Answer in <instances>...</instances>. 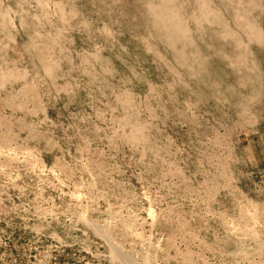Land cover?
<instances>
[{"label": "rangeland", "instance_id": "374dc122", "mask_svg": "<svg viewBox=\"0 0 264 264\" xmlns=\"http://www.w3.org/2000/svg\"><path fill=\"white\" fill-rule=\"evenodd\" d=\"M0 151V264H264V0H0Z\"/></svg>", "mask_w": 264, "mask_h": 264}, {"label": "bare ground", "instance_id": "6f19581e", "mask_svg": "<svg viewBox=\"0 0 264 264\" xmlns=\"http://www.w3.org/2000/svg\"><path fill=\"white\" fill-rule=\"evenodd\" d=\"M175 25L177 27H181V26L177 25V23ZM95 232L98 235L103 236L105 239H107L109 241L110 246H111V249H112V255L115 258V260H117L119 262H122L123 264H133L132 260L127 255L124 254V252L122 251V249H120L117 245H115V244H113L111 242L112 237H111L109 231H107L106 228L105 229H102L100 227H95Z\"/></svg>", "mask_w": 264, "mask_h": 264}]
</instances>
